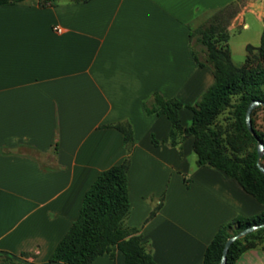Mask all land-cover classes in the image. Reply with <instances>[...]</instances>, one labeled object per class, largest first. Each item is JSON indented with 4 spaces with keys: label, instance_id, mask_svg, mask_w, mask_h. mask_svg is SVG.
<instances>
[{
    "label": "crops",
    "instance_id": "0c3cea01",
    "mask_svg": "<svg viewBox=\"0 0 264 264\" xmlns=\"http://www.w3.org/2000/svg\"><path fill=\"white\" fill-rule=\"evenodd\" d=\"M226 8H237L226 26L231 54L229 30L246 29V13L262 23L264 0L0 5V255L58 264L48 257L84 191L125 157L111 126L117 122H127L133 137L124 223L138 229L156 264H202L221 224L264 209L233 178L196 165L191 136L180 150L167 144L168 119L144 110L154 92L193 105L211 85L209 65L194 60L198 38L190 26ZM178 117L187 126L190 109ZM122 263L118 250L91 262ZM233 264H264V250H245Z\"/></svg>",
    "mask_w": 264,
    "mask_h": 264
},
{
    "label": "trees",
    "instance_id": "16d2710c",
    "mask_svg": "<svg viewBox=\"0 0 264 264\" xmlns=\"http://www.w3.org/2000/svg\"><path fill=\"white\" fill-rule=\"evenodd\" d=\"M21 0H0V5L13 4ZM60 1L86 2L87 0H38L39 6L55 5ZM212 39V40H211ZM203 47V61L194 60L198 65L207 64L213 81L193 105H185L176 98H163L154 92L144 101L146 114L164 115L169 121L167 144L180 150V142L191 136V148L195 153L196 165H208L219 169L233 178L241 188L258 203L264 205V174L256 166L257 141L264 149V132L250 124L253 135L248 131L244 113L252 100L264 102V14L259 44H246L247 52L255 48L258 54L253 62L245 61L235 66L230 59L228 47L216 45L227 40L226 32L210 36L203 30L197 39ZM187 107L191 111L190 123L182 126L178 110ZM227 109L229 122L223 127L216 117ZM120 131L125 148V157L101 172L84 191L77 217L56 243L48 257L49 262L58 264H91L99 255L114 257L115 251L122 253V264H156L145 247L138 229L127 226L124 220L129 203L126 185L128 156L133 145L132 130L127 122L111 125ZM151 143L159 142L151 137ZM264 152L260 162L264 166ZM264 223V209L251 216L237 215L221 224L206 245L202 264H219L225 240L231 235L251 226ZM264 227L255 229L234 240L226 254L225 264H233L241 252L258 248L264 250ZM0 264H6L0 261Z\"/></svg>",
    "mask_w": 264,
    "mask_h": 264
},
{
    "label": "rangeland",
    "instance_id": "374dc122",
    "mask_svg": "<svg viewBox=\"0 0 264 264\" xmlns=\"http://www.w3.org/2000/svg\"><path fill=\"white\" fill-rule=\"evenodd\" d=\"M246 0H240L241 5L245 3ZM236 9L226 8L219 14L209 13L194 20L190 26L192 29V38H199L201 32L206 30L209 35L215 36L218 32H226V26L230 22V19L236 13ZM245 21L248 23L246 29H241V25L235 26V28L229 30V41L231 46L230 59L235 66L241 65L247 56L249 62H253L254 58L258 54L257 49L253 48L249 52L244 54V43H249L252 46H257L259 44V36L261 31L262 23L258 21L255 17L246 13ZM212 40V39H211ZM216 45L227 46L226 40L220 41ZM195 47L199 49V59L203 60L205 57L203 47L196 44ZM227 109L223 110L217 117L216 122L222 127L227 125L229 122ZM253 125L256 129L264 132V110L260 107H256L252 115ZM264 163V161H263ZM264 234V233H263ZM0 261H5L6 264H24L20 259L14 258L10 255H0Z\"/></svg>",
    "mask_w": 264,
    "mask_h": 264
},
{
    "label": "water",
    "instance_id": "95a60500",
    "mask_svg": "<svg viewBox=\"0 0 264 264\" xmlns=\"http://www.w3.org/2000/svg\"><path fill=\"white\" fill-rule=\"evenodd\" d=\"M262 106L264 108V102H261V101H258V100H252L248 103L247 107H246V110H245V113H244V120H245V124H246V127L248 129V131L253 135V131H252V128H251V124H250V111L256 107V106ZM257 148H256V166L257 168L259 169V171L264 174V166L261 164L260 162V159H261V156L264 152V149H263V145L260 141H257ZM261 227H264V223H260V224H256V225H251L239 232H237L236 234L234 235H231L230 237H228L224 244H223V247H222V251H221V256H220V260H219V264H225L226 262V254H227V250L230 246V244L242 237L243 235H245L246 233L250 232V231H253L255 229H258V228H261Z\"/></svg>",
    "mask_w": 264,
    "mask_h": 264
},
{
    "label": "built area",
    "instance_id": "2783aa9c",
    "mask_svg": "<svg viewBox=\"0 0 264 264\" xmlns=\"http://www.w3.org/2000/svg\"><path fill=\"white\" fill-rule=\"evenodd\" d=\"M53 29H54L56 32H60V31H61V29L58 28V27H54Z\"/></svg>",
    "mask_w": 264,
    "mask_h": 264
}]
</instances>
